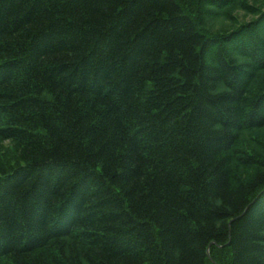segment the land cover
I'll return each instance as SVG.
<instances>
[{"label":"trees","instance_id":"obj_1","mask_svg":"<svg viewBox=\"0 0 264 264\" xmlns=\"http://www.w3.org/2000/svg\"><path fill=\"white\" fill-rule=\"evenodd\" d=\"M0 264H264V0H0Z\"/></svg>","mask_w":264,"mask_h":264}]
</instances>
